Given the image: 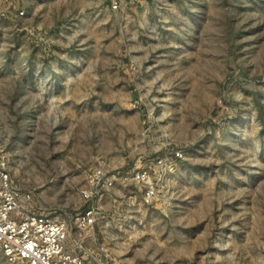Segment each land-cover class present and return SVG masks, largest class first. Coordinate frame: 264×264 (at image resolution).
<instances>
[{
	"label": "rangeland",
	"instance_id": "1",
	"mask_svg": "<svg viewBox=\"0 0 264 264\" xmlns=\"http://www.w3.org/2000/svg\"><path fill=\"white\" fill-rule=\"evenodd\" d=\"M4 8L0 160L28 206L67 223L68 250L264 264V0Z\"/></svg>",
	"mask_w": 264,
	"mask_h": 264
},
{
	"label": "built area",
	"instance_id": "2",
	"mask_svg": "<svg viewBox=\"0 0 264 264\" xmlns=\"http://www.w3.org/2000/svg\"><path fill=\"white\" fill-rule=\"evenodd\" d=\"M12 1L0 0V14L5 13L4 5L10 10ZM134 179L138 183L148 182L145 173L137 172ZM148 185L147 198L154 194L152 184ZM31 199V193L17 186L10 169L0 160V248L7 263L87 264L81 251L66 247L67 223L50 213L33 210L28 206ZM76 220L92 226L93 210L78 215Z\"/></svg>",
	"mask_w": 264,
	"mask_h": 264
},
{
	"label": "crops",
	"instance_id": "3",
	"mask_svg": "<svg viewBox=\"0 0 264 264\" xmlns=\"http://www.w3.org/2000/svg\"><path fill=\"white\" fill-rule=\"evenodd\" d=\"M83 245L81 243H76L75 246H73L72 250L74 251H81L83 254H84V258L86 259V254H87V251H84L83 250ZM69 249V248H68ZM71 250V249H70ZM87 260V259H86Z\"/></svg>",
	"mask_w": 264,
	"mask_h": 264
}]
</instances>
